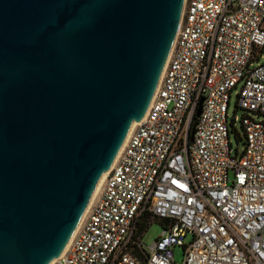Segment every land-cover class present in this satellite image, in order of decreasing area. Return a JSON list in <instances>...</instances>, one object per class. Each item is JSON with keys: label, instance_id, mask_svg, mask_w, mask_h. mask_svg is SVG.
Returning <instances> with one entry per match:
<instances>
[{"label": "built area", "instance_id": "obj_1", "mask_svg": "<svg viewBox=\"0 0 264 264\" xmlns=\"http://www.w3.org/2000/svg\"><path fill=\"white\" fill-rule=\"evenodd\" d=\"M263 48L264 0L184 1L143 119L51 264H264Z\"/></svg>", "mask_w": 264, "mask_h": 264}, {"label": "water", "instance_id": "obj_2", "mask_svg": "<svg viewBox=\"0 0 264 264\" xmlns=\"http://www.w3.org/2000/svg\"><path fill=\"white\" fill-rule=\"evenodd\" d=\"M184 1L0 0V264L66 249L150 105Z\"/></svg>", "mask_w": 264, "mask_h": 264}, {"label": "rangeland", "instance_id": "obj_3", "mask_svg": "<svg viewBox=\"0 0 264 264\" xmlns=\"http://www.w3.org/2000/svg\"><path fill=\"white\" fill-rule=\"evenodd\" d=\"M261 58L259 60V63L264 62V48L260 52ZM235 101L236 97L233 95L230 100V108H229V114L232 116L235 114L236 116L240 117L242 115V112L240 110L235 109ZM238 130L239 125H238ZM230 141L233 145V148L240 152L244 148V144L242 141H239L234 133H231L230 135ZM162 227L159 222H153L150 227L148 228L147 232L143 236V243L147 246L151 245L161 234ZM176 254V261L182 262L183 260V250L181 248H177L175 250Z\"/></svg>", "mask_w": 264, "mask_h": 264}, {"label": "bare ground", "instance_id": "obj_4", "mask_svg": "<svg viewBox=\"0 0 264 264\" xmlns=\"http://www.w3.org/2000/svg\"><path fill=\"white\" fill-rule=\"evenodd\" d=\"M172 49H173V45H172L171 51H172ZM171 51H170V53H171ZM169 55H170V54H169ZM168 57H169V56H168ZM160 78H161V77H160ZM159 81H160V80H159ZM158 83H159V82H158ZM137 124H138L137 122H133V124H132V126H131V128H130L129 134H128V136H127V138H126L124 144L122 145V147H121V149H120L118 155L116 156L114 162H116V160H117V158L119 157V155H120V153H121V151H122V149H123V147H124V145H125V143H126L128 137H129L131 131L135 128V126H136ZM108 173H109V171L103 173V175H102V177H101V179H100V182H99V184H98V186H97V189H96V191H95V194H94L93 198L91 199V201H90V203H89V205H88V207H87V209H86V211H85V213H84V215H83V217H82L80 223L78 224V226H77V228H76V230H75V232H74V234H73L71 240L69 241V243H68L66 249H65V250H64L59 256H62V255L65 254V252L68 250V248H69V246H70V244H71V242H72V240H73L75 234L77 233L78 229L80 228V226H81V224H82V222H83V220H84V218H85V216H86V214H87V212H88V210H89V207L91 206V204L93 203L94 199L96 198V196H97V194H98V191H99V189L101 188V186H102V184H103V182H104V180H105V178H106V176H107ZM59 256H58V257H59Z\"/></svg>", "mask_w": 264, "mask_h": 264}]
</instances>
